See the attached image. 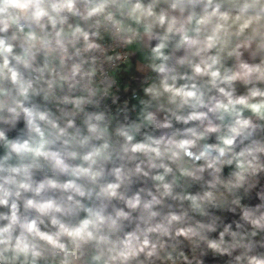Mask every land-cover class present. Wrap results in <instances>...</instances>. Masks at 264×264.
I'll use <instances>...</instances> for the list:
<instances>
[{"label":"clouds","instance_id":"clouds-1","mask_svg":"<svg viewBox=\"0 0 264 264\" xmlns=\"http://www.w3.org/2000/svg\"><path fill=\"white\" fill-rule=\"evenodd\" d=\"M0 264H264V0H0Z\"/></svg>","mask_w":264,"mask_h":264}]
</instances>
